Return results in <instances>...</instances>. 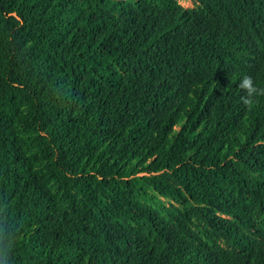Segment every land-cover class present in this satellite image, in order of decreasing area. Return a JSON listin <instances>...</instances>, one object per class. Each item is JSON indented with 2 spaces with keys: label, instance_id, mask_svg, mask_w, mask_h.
I'll use <instances>...</instances> for the list:
<instances>
[{
  "label": "trees",
  "instance_id": "obj_1",
  "mask_svg": "<svg viewBox=\"0 0 264 264\" xmlns=\"http://www.w3.org/2000/svg\"><path fill=\"white\" fill-rule=\"evenodd\" d=\"M191 1L0 0L10 264H264V0Z\"/></svg>",
  "mask_w": 264,
  "mask_h": 264
},
{
  "label": "clouds",
  "instance_id": "obj_2",
  "mask_svg": "<svg viewBox=\"0 0 264 264\" xmlns=\"http://www.w3.org/2000/svg\"><path fill=\"white\" fill-rule=\"evenodd\" d=\"M238 87L246 93L243 102L251 107L255 104L256 98L264 96V88L258 87L251 76H243ZM2 211V209H0ZM3 223V221H0ZM15 234L5 235V230L0 227V264H10L11 252L15 245Z\"/></svg>",
  "mask_w": 264,
  "mask_h": 264
},
{
  "label": "rangeland",
  "instance_id": "obj_3",
  "mask_svg": "<svg viewBox=\"0 0 264 264\" xmlns=\"http://www.w3.org/2000/svg\"><path fill=\"white\" fill-rule=\"evenodd\" d=\"M183 7L191 8L193 7V3L191 0H177ZM180 130V128H178Z\"/></svg>",
  "mask_w": 264,
  "mask_h": 264
}]
</instances>
